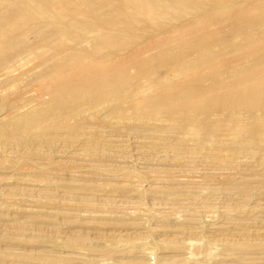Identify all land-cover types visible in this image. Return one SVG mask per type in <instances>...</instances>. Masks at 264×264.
Listing matches in <instances>:
<instances>
[{"label": "rangeland", "instance_id": "obj_1", "mask_svg": "<svg viewBox=\"0 0 264 264\" xmlns=\"http://www.w3.org/2000/svg\"><path fill=\"white\" fill-rule=\"evenodd\" d=\"M44 1L0 0V264H264V135L243 140L213 117L204 143L159 121L118 122L111 101L62 117L63 127L24 121L43 104L60 114L45 87L51 78H40L39 55L56 49L39 37L60 28L63 0ZM142 1L134 26L168 24L160 39L189 25L193 9L208 28L228 23L234 4ZM105 34L74 28L63 44ZM146 68L163 80L169 72L162 60Z\"/></svg>", "mask_w": 264, "mask_h": 264}, {"label": "bare ground", "instance_id": "obj_2", "mask_svg": "<svg viewBox=\"0 0 264 264\" xmlns=\"http://www.w3.org/2000/svg\"><path fill=\"white\" fill-rule=\"evenodd\" d=\"M218 1L234 3L228 23L208 28L211 23H204L205 18L198 14L201 9L198 12L193 9L190 12L195 19L189 25L178 26L177 31L171 29L168 37L160 39L158 33L168 30V24L150 25L145 30L134 26L139 18L132 11H143L142 0H81L78 3L63 0L61 5L45 0L46 8L55 5L63 11L58 20L60 28L52 26L54 29L43 31L39 37L41 43L56 49L55 53L47 56L44 49L38 54L43 59L40 78H51L45 87L51 95V104H58L60 114L50 116L52 111L43 104L39 115L24 116V121L47 128L45 122L51 118L57 122V128L63 127L62 117L79 115L111 101L115 104L112 112L118 122L124 119L140 120L142 124L159 121L171 125L175 132H188L204 143L213 129V117L230 126L238 137H245L243 140L253 141L263 136L264 0ZM86 3L88 8L83 7ZM80 13L85 16L83 20L72 16ZM74 28L81 32L99 29L106 33L107 39L98 38L100 42L93 40L88 45L80 37L73 48H66L63 42ZM142 37L149 39L131 49L133 42ZM151 51L150 59H145L144 55ZM161 60L169 66L164 80L155 76V68H146L149 61ZM131 70L136 73L131 75ZM183 77L190 79L180 81ZM129 109L132 113L125 115ZM39 116L46 121H41Z\"/></svg>", "mask_w": 264, "mask_h": 264}]
</instances>
